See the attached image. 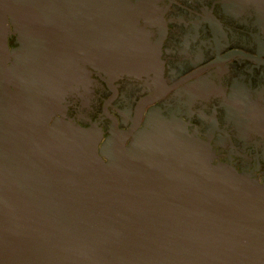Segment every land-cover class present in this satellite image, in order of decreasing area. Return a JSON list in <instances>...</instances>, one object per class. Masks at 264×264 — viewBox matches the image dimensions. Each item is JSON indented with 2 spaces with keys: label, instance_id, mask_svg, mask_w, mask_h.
I'll return each instance as SVG.
<instances>
[{
  "label": "water",
  "instance_id": "obj_1",
  "mask_svg": "<svg viewBox=\"0 0 264 264\" xmlns=\"http://www.w3.org/2000/svg\"><path fill=\"white\" fill-rule=\"evenodd\" d=\"M128 6L0 0V264H264V183L213 163L182 123L151 116L127 145L49 124L80 63L143 66Z\"/></svg>",
  "mask_w": 264,
  "mask_h": 264
},
{
  "label": "flooded vegetation",
  "instance_id": "obj_2",
  "mask_svg": "<svg viewBox=\"0 0 264 264\" xmlns=\"http://www.w3.org/2000/svg\"><path fill=\"white\" fill-rule=\"evenodd\" d=\"M128 3L130 45L143 66L106 72L80 63L49 124L62 117L94 127L99 145L118 130L127 145L151 116L174 119L210 147L213 163L264 183V20L255 1ZM10 29L8 46L18 47Z\"/></svg>",
  "mask_w": 264,
  "mask_h": 264
}]
</instances>
